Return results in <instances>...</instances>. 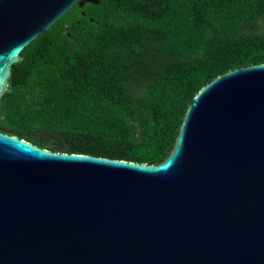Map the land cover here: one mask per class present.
<instances>
[{
	"label": "water",
	"instance_id": "water-1",
	"mask_svg": "<svg viewBox=\"0 0 264 264\" xmlns=\"http://www.w3.org/2000/svg\"><path fill=\"white\" fill-rule=\"evenodd\" d=\"M87 2L0 0V104L23 50ZM0 264H264V63L203 85L160 163L0 131Z\"/></svg>",
	"mask_w": 264,
	"mask_h": 264
},
{
	"label": "trees",
	"instance_id": "trees-1",
	"mask_svg": "<svg viewBox=\"0 0 264 264\" xmlns=\"http://www.w3.org/2000/svg\"><path fill=\"white\" fill-rule=\"evenodd\" d=\"M21 55L1 132L52 151L160 163L203 85L264 63V0L87 2Z\"/></svg>",
	"mask_w": 264,
	"mask_h": 264
},
{
	"label": "flooded vegetation",
	"instance_id": "flooded-vegetation-1",
	"mask_svg": "<svg viewBox=\"0 0 264 264\" xmlns=\"http://www.w3.org/2000/svg\"><path fill=\"white\" fill-rule=\"evenodd\" d=\"M85 5H87V3H85ZM85 5H83V7H84ZM80 15H81V17L84 18V17H86L87 14L85 13L84 10H81V14H80Z\"/></svg>",
	"mask_w": 264,
	"mask_h": 264
}]
</instances>
